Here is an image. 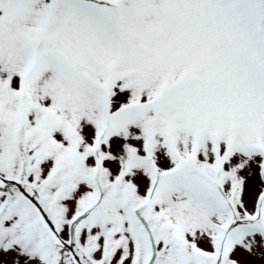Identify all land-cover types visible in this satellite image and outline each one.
I'll return each mask as SVG.
<instances>
[{
  "label": "snow or ice",
  "instance_id": "snow-or-ice-1",
  "mask_svg": "<svg viewBox=\"0 0 264 264\" xmlns=\"http://www.w3.org/2000/svg\"><path fill=\"white\" fill-rule=\"evenodd\" d=\"M0 264H264V0H0Z\"/></svg>",
  "mask_w": 264,
  "mask_h": 264
}]
</instances>
